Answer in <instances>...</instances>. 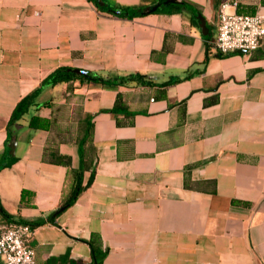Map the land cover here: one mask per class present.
I'll list each match as a JSON object with an SVG mask.
<instances>
[{
  "label": "crops",
  "instance_id": "crops-1",
  "mask_svg": "<svg viewBox=\"0 0 264 264\" xmlns=\"http://www.w3.org/2000/svg\"><path fill=\"white\" fill-rule=\"evenodd\" d=\"M184 1L128 19L90 0H0V162L14 109L57 69L152 80L46 88L12 128L17 160L0 171L11 217L0 210V226L45 222L30 240L37 264H92L90 242L103 264H264V39L252 53L221 55L227 0ZM229 1L239 14H264V0ZM35 115L51 128H28ZM57 156L83 166L86 189L51 224L71 183ZM208 181L214 193L186 188Z\"/></svg>",
  "mask_w": 264,
  "mask_h": 264
},
{
  "label": "trees",
  "instance_id": "trees-1",
  "mask_svg": "<svg viewBox=\"0 0 264 264\" xmlns=\"http://www.w3.org/2000/svg\"><path fill=\"white\" fill-rule=\"evenodd\" d=\"M92 1L96 7L103 12L116 15L118 17H124L128 19H134L138 17H144L146 15H149L147 12V9L152 8L151 7H140V8H116L113 9L109 6H101L98 2V0H90ZM168 0H160V3L162 4L163 8H172L174 10H180L181 8H187V3L182 0L181 3L177 4H169L164 5L165 2ZM115 11H119V14H116ZM158 13V12H157ZM72 69L69 68H59L56 71H54L52 74H50L41 84V86L33 91L31 94L23 98L16 108L13 111V114L11 116V119L8 124V132L9 134V140L8 144L15 140L16 137L11 134V130L13 127L21 125V122L25 119V116L30 113L32 109L38 110L41 105L38 103V98L41 94V92L46 88H54L59 84H68L67 91L73 90V84L75 83H90L95 82L102 85H110V86H129L132 84H151L152 80L148 79L147 77L141 75V74H132L128 76H116L110 79H104L102 77H96L92 75L91 73H88L89 77H83L74 74ZM28 128L32 130H49L51 128V122L48 119L42 118L40 116H31L28 122ZM89 131H87V134ZM86 138L82 139L80 142V150L81 146L85 143ZM10 149L7 147L6 151L4 152L3 158L0 162V171L3 169L9 168L12 165L15 164L17 158L11 157L9 155ZM82 157H83V152ZM54 162L64 165L65 167H68V180L70 179L71 183L66 186L64 189V195L60 204V208L51 214L48 217V222L51 224H55L56 217L73 206L76 201L78 200L79 196L83 193V191L86 189V187L83 186V178H84V168L83 166L79 170H73L71 169V161L68 157L63 156H57L53 160ZM186 188L191 190H197V191H203V192H215V183L208 181V182H198L193 184H186ZM29 192L24 191L22 193V204L26 202L27 196L29 195ZM0 210L4 214L6 218H10L11 216L4 211V209L1 206L0 203ZM20 223H26L25 221H19ZM45 222H37L35 223L32 228L38 227ZM90 246L92 248V254H93V263L92 264H103L104 258L106 253L102 251V249L97 248L93 242H90Z\"/></svg>",
  "mask_w": 264,
  "mask_h": 264
},
{
  "label": "built area",
  "instance_id": "built-area-1",
  "mask_svg": "<svg viewBox=\"0 0 264 264\" xmlns=\"http://www.w3.org/2000/svg\"><path fill=\"white\" fill-rule=\"evenodd\" d=\"M237 1H224L219 11V30L215 47L221 55L259 49L264 39V14L242 15ZM33 228L25 223L8 222L0 226V258L5 264H37L30 246Z\"/></svg>",
  "mask_w": 264,
  "mask_h": 264
},
{
  "label": "water",
  "instance_id": "water-1",
  "mask_svg": "<svg viewBox=\"0 0 264 264\" xmlns=\"http://www.w3.org/2000/svg\"><path fill=\"white\" fill-rule=\"evenodd\" d=\"M99 4L101 6H107V4L102 1V0H98ZM180 3L178 2V0H168L167 2L164 3V5H169V4H177ZM162 7V4L160 2H157L152 8L147 9L148 14H152L157 12L160 8ZM116 14H119V11H115ZM200 22H201V28L204 31V34L207 35L208 34V29L206 27V22L204 20V18H202L201 16H198ZM240 52H245V51H240ZM72 71L74 74L79 75V76H83V77H89L88 73L82 70H70ZM17 141L13 140L8 144V148L10 149L9 155L11 157H16V151H17Z\"/></svg>",
  "mask_w": 264,
  "mask_h": 264
}]
</instances>
